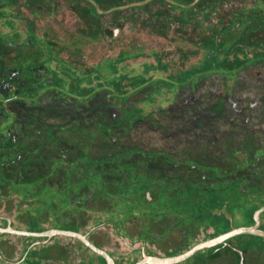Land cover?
Here are the masks:
<instances>
[{
  "label": "flooded vegetation",
  "instance_id": "1",
  "mask_svg": "<svg viewBox=\"0 0 264 264\" xmlns=\"http://www.w3.org/2000/svg\"><path fill=\"white\" fill-rule=\"evenodd\" d=\"M66 1L84 24L80 35L97 42L110 33L103 11L127 6L132 16L149 0ZM167 1L166 21L178 8L171 20L178 29L203 32L200 0ZM211 1L216 14H229L225 21L236 20L238 11L264 12L261 0L234 10L228 0ZM46 3L0 0V227L77 232L119 264L114 250L90 237L95 228L109 227L104 239L130 245L137 262L143 254H180L240 221L254 225L252 214L264 207V72L254 78L249 72L264 68V20L262 28L244 33L243 54L230 53L225 62L201 59L183 67L159 59L131 74L123 62L140 52L113 59L99 53L85 63L76 47L41 37L27 18L38 19ZM23 8L31 14L17 15ZM44 12L53 16L51 9ZM220 27L206 37L219 44ZM236 57L245 61L236 63ZM259 218L264 230V212ZM135 219L141 220L138 231L131 227ZM90 221L96 225L86 230ZM55 237H33L29 246L45 247ZM235 238L226 243L236 248L248 242ZM225 249L231 250L220 244L191 258L211 264L229 255ZM242 252L244 262L248 254ZM19 261L13 263L25 262Z\"/></svg>",
  "mask_w": 264,
  "mask_h": 264
},
{
  "label": "rangeland",
  "instance_id": "2",
  "mask_svg": "<svg viewBox=\"0 0 264 264\" xmlns=\"http://www.w3.org/2000/svg\"><path fill=\"white\" fill-rule=\"evenodd\" d=\"M20 1L21 0H19V2ZM228 2L230 3L228 7H231V10L241 7H250L254 3L253 0H228ZM46 4L47 6L44 5V8L45 10L51 9L53 13L52 17L47 16L46 12H44L45 10H42L38 19L32 16L27 18V22L35 28L36 32L41 37H45L54 45L76 47L77 50H80L81 55L84 56L81 60L85 61V63L89 61L93 62L95 60V55L99 53H104L107 59H113L119 55V53L140 52L137 58L128 59L123 62L126 70L130 71L131 74L139 72L142 63H157L159 59L163 64L180 61L183 63V67L194 66L196 62L204 57V50L198 46L201 33L203 36L210 34L214 31L216 25L222 26L224 23H227L225 19L228 18L229 15L226 12L222 13V11H219L218 14L215 12L216 15L212 14L210 19L203 22V32H199L198 28L194 26L191 28L186 27L184 30H181L178 29L176 23H172L174 18L180 13L178 8L172 9V12L167 16L168 21H166L164 19L165 13L166 10L169 9L171 3L167 0H163L162 2L149 0L142 5V9L135 11L132 16L129 15V8L127 6L120 10V12L113 10L103 11L101 14V21L105 27H108L110 33L104 40L90 42V40L86 39L83 35H80V30L84 28V24L68 11L70 2L66 1L63 3L62 0H48ZM228 7H223L221 9L226 10ZM21 11L22 12L16 11L18 12L17 15L20 13L23 15H25V13L31 14L30 9L23 8ZM155 13L158 15H154ZM220 17H223L224 20L218 21ZM22 20L23 19H19L16 22L18 29H20V25L23 24ZM169 20H172L170 24H168ZM254 50L252 46L247 48L249 55ZM229 60H233L232 55L229 56ZM174 70H177V68L174 67ZM258 71L264 72L262 65H257L252 68L249 72V77L254 78ZM151 74L154 73L151 72ZM143 75L144 74L140 76ZM155 75L164 76L163 74ZM253 218L254 213L252 214V219ZM249 222H251V220H249ZM131 223V227L138 231L141 220L135 219ZM95 225V222L90 221V224H88V227L85 229L88 230ZM248 225L249 223L245 221L236 223L237 227H246ZM118 226L120 227L119 223ZM31 228L33 227L30 224H22L18 229L23 231H46L42 228ZM100 228L101 227L95 228L96 234L90 237L93 239L97 238L102 246L114 250L116 256L122 258L119 264H132L139 258L137 253L131 252L130 245H123L119 242L115 247L112 244V237H109L111 238L109 241L105 240L104 237L109 235L110 229L109 227L104 229ZM142 230H145V228ZM241 236L248 239V246L252 247V249L262 245L261 249L264 250L263 238L260 240L261 237L259 238L258 236ZM31 238L33 237L13 234L0 235V239H2L4 243L0 245V264H8L3 261L4 259L10 262H17L23 259L22 261L28 262L27 264H100L93 252H89L73 239L56 236L47 246L40 248L38 246H29ZM129 242H131V240ZM237 247L241 248L242 246ZM31 249L32 251H28ZM36 254H39L40 257L36 258ZM230 256L231 255H228V258L219 259L217 262L211 264H232L233 258ZM194 259L193 257L179 264H195ZM247 259H252L253 262L262 260L261 254L253 251H249Z\"/></svg>",
  "mask_w": 264,
  "mask_h": 264
},
{
  "label": "trees",
  "instance_id": "3",
  "mask_svg": "<svg viewBox=\"0 0 264 264\" xmlns=\"http://www.w3.org/2000/svg\"><path fill=\"white\" fill-rule=\"evenodd\" d=\"M97 1V0H96ZM109 2H113V4L119 0H108ZM127 0H124V3ZM136 1V0H135ZM140 1V0H138ZM194 0H186L184 3H187L188 5L193 2ZM264 1V0H261ZM198 7L201 9L202 8V12L204 15V19L208 20L210 19V16L212 15L213 12H215L214 9L212 8V1L211 0H200V2H198ZM92 14L94 13L93 10H91ZM236 16V20L233 21H226L227 23H224L222 25V27L219 28L218 32L221 35L219 37L220 43H216L213 39V37L211 36L209 38V36H205L204 37V43H203V47H204V57H203V61L206 63L209 62H216V61H227L228 60V55L230 53H234L235 56H238L239 53L243 54L244 52V47L247 45L244 42L246 41L245 38V34L247 33V31L252 32L254 30L260 29L262 28V24H263V20H264V12L260 10V8L258 9H254V11H252L250 14L249 12H244V11H238L237 13H235ZM245 33V34H244ZM231 36V38H230ZM235 50V52H232V50ZM213 52V56L211 55ZM216 54V56H215ZM215 56V57H214ZM235 62L236 63H240L243 62L245 60L243 59H239L238 57L235 58ZM36 232V231H34ZM244 236V235H243ZM258 238V237H257ZM260 238V237H259ZM236 240H244L247 239L246 237H236ZM248 240V239H247ZM261 240V238H260ZM262 246V245H261ZM261 246H256L255 249H252V247L248 246V242L244 247H236L239 250H242L244 252H246L247 254L249 253V251H253V252H258L261 254V258L263 261H255L253 262L252 259L249 260L246 258L244 259V264H264V250L261 249ZM263 247H264V241H263ZM225 252L228 253L229 255H231L230 257L233 258V263L232 264H239V257L233 253L231 250L225 249ZM220 254L222 252H219ZM201 254V253H200ZM96 258L98 259V261L100 262V264H106L104 259L95 255ZM228 255H222L219 257V259H223L226 258ZM228 258V257H227ZM20 263V264H24ZM136 262H133L132 264H135ZM204 264V263H203Z\"/></svg>",
  "mask_w": 264,
  "mask_h": 264
},
{
  "label": "water",
  "instance_id": "4",
  "mask_svg": "<svg viewBox=\"0 0 264 264\" xmlns=\"http://www.w3.org/2000/svg\"><path fill=\"white\" fill-rule=\"evenodd\" d=\"M261 212H264V207H261L254 213V220L256 221L254 225L231 228L229 231L220 234L214 238H211L209 240L202 241L194 245L187 251L182 252L180 254L171 255V256H150L143 254L142 259L137 261L135 264H179L188 260L189 258H191L196 253L202 250L210 249L220 244H224L225 246L229 247L234 253H236L239 256V264H244L243 252L227 244L226 240L240 235H252V236H258L264 238V230L258 227L260 221L259 214ZM0 234H13V235L27 236V237H47V238H51L54 236H64V237L77 239L89 250L95 253L97 256L102 257L106 264H115L114 259L107 252L94 246L86 238L85 235H82L77 232L65 231L59 229H49L43 232H34V231H23V230L13 229L11 226H7L6 228L0 227ZM22 260L23 259H21L19 262H21ZM10 264H15V263L10 262Z\"/></svg>",
  "mask_w": 264,
  "mask_h": 264
}]
</instances>
